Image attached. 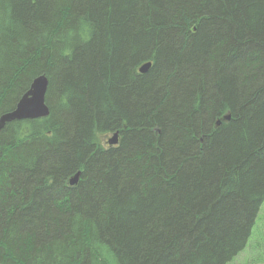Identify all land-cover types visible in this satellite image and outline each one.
Listing matches in <instances>:
<instances>
[{
  "label": "trees",
  "instance_id": "obj_1",
  "mask_svg": "<svg viewBox=\"0 0 264 264\" xmlns=\"http://www.w3.org/2000/svg\"><path fill=\"white\" fill-rule=\"evenodd\" d=\"M43 73L49 115L0 129V264L243 249L264 203V0H0V115Z\"/></svg>",
  "mask_w": 264,
  "mask_h": 264
},
{
  "label": "water",
  "instance_id": "obj_2",
  "mask_svg": "<svg viewBox=\"0 0 264 264\" xmlns=\"http://www.w3.org/2000/svg\"><path fill=\"white\" fill-rule=\"evenodd\" d=\"M144 66L143 69H145ZM148 69V68H147ZM141 70V71H146ZM48 81L46 77L39 76L35 78L30 84L29 89L22 95L21 99L16 105V108L9 113L0 116V128L7 122L22 119H36L43 118L48 114V107L45 103V94L47 91ZM228 118V117H227ZM109 144L117 142V135L115 134L108 140ZM79 178V172L75 173L69 178L71 185L76 184Z\"/></svg>",
  "mask_w": 264,
  "mask_h": 264
},
{
  "label": "rangeland",
  "instance_id": "obj_3",
  "mask_svg": "<svg viewBox=\"0 0 264 264\" xmlns=\"http://www.w3.org/2000/svg\"><path fill=\"white\" fill-rule=\"evenodd\" d=\"M109 136L110 134L103 137L104 146L107 145L106 139ZM227 264H264V203L259 208L245 246Z\"/></svg>",
  "mask_w": 264,
  "mask_h": 264
},
{
  "label": "bare ground",
  "instance_id": "obj_4",
  "mask_svg": "<svg viewBox=\"0 0 264 264\" xmlns=\"http://www.w3.org/2000/svg\"><path fill=\"white\" fill-rule=\"evenodd\" d=\"M144 66H146L145 69H147V68H148V69H147L146 71H141V70H145V69H143ZM150 66H151V62H145V63H143V64L139 67V72H140V73H146V72L149 70ZM39 76H44V77H46V75H44V73H43V74H41V75L36 76L35 78H37V77H39ZM35 78H34V79H35ZM34 79H33V80H34ZM46 79H47V81H48V78H47V77H46ZM31 83H32V82H31ZM47 88H48V86H47ZM21 97H22V96H21ZM20 99H21V98H20ZM20 99H19V100H20ZM19 100H18V102H19ZM18 102H17V103H18ZM16 105H17V104H16ZM46 105H47V104H46ZM47 107H48V105H47ZM15 108H16V106H15ZM15 108H14V109H15ZM14 109H13V110H14ZM13 110L6 111V112L2 113L1 115L5 114V113L12 112ZM1 115H0V116H1ZM48 115H49V107H48V114H47L45 117H47ZM22 120H25V119H22ZM14 121H20V120H14ZM12 122H13V121H12ZM7 123H8V122H7ZM5 124H6V123H5ZM3 127H4V125H3ZM1 128H2V127H1ZM1 128H0V129H1ZM115 134L117 135V142H116L115 144H117V143H118V138H119V135H118V132H117V131L114 132L112 135H110L109 138H108V140H109L112 136H114ZM108 140H107V143L109 144ZM115 144H109V145H115ZM77 172H79V175H80V171H77ZM77 172H76V173H77ZM77 181H78V180H77ZM76 183H77V182H76ZM69 184H70V183H69ZM70 185H71V184H70ZM74 185H75V184H74Z\"/></svg>",
  "mask_w": 264,
  "mask_h": 264
}]
</instances>
